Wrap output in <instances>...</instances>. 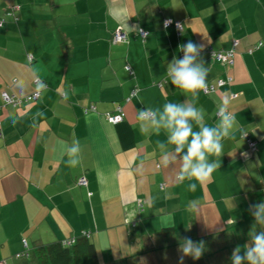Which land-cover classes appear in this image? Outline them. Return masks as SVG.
I'll return each mask as SVG.
<instances>
[{"label": "crops", "instance_id": "0c3cea01", "mask_svg": "<svg viewBox=\"0 0 264 264\" xmlns=\"http://www.w3.org/2000/svg\"><path fill=\"white\" fill-rule=\"evenodd\" d=\"M15 4L19 10L0 26V101L2 91L30 93L36 80L45 89L37 100L0 107L2 264H35L38 245L83 231L98 264H125L137 253L145 264L142 252L160 241L163 227L193 240L255 218L249 206L264 201V0H0V18ZM166 18L182 30L165 27ZM117 28L126 42H111ZM233 39L231 66L199 54L209 68L206 84L230 75L229 84L194 99L166 78L168 63L184 54L180 44L227 50ZM225 98L239 130L222 141L220 156H208L221 166L203 183L180 182L183 153L163 128L157 134V124L141 121L140 110L158 121L167 102L197 108L199 125L189 121L196 132L216 126ZM118 105L122 120L111 123L106 116ZM73 142L80 145L76 167L66 163ZM23 241L29 256L15 257ZM236 247L223 245L227 264Z\"/></svg>", "mask_w": 264, "mask_h": 264}, {"label": "clouds", "instance_id": "9594fccd", "mask_svg": "<svg viewBox=\"0 0 264 264\" xmlns=\"http://www.w3.org/2000/svg\"><path fill=\"white\" fill-rule=\"evenodd\" d=\"M203 47L202 44L198 45L192 40H188L186 44H180L177 50L184 53L183 58L174 56L172 61L168 63V69L165 73L166 78L171 80L174 86L185 93L191 92L194 99H198L199 90L207 88L206 78L209 68L206 67V62L199 58ZM37 87L38 89H45L43 82ZM228 103V99L225 98L224 107L221 108L223 115L220 116L215 127L204 126L196 132H193L189 121H195L199 125L201 115L197 108L167 102L163 105L158 121L149 115L151 110H140L139 119L147 123L157 124V134L160 128H163L168 135V143L175 145V152L177 154L183 153L179 172L180 182L187 179L203 183L210 178L213 171L221 166L218 161L210 162L208 156H220L223 148L222 141L230 138L235 131L239 130L235 116L227 110ZM143 131L142 128L141 132L143 133ZM185 147L187 148L186 152H184ZM79 153V142H73L67 149L69 160L66 163L68 166L76 167L79 164ZM174 160L173 157L172 162ZM169 162L165 157L164 166L166 167ZM188 190L194 192L196 183H190ZM196 205V201L190 202L188 210H195ZM249 207L254 209L250 214L255 217V222L248 233V243L243 246L237 245L234 249L231 256L232 264H264V201L254 203ZM257 225L260 226V230L257 229ZM179 251L183 253L180 256V264H183L185 256L198 260L206 251V242L204 240L194 242L185 237L179 241Z\"/></svg>", "mask_w": 264, "mask_h": 264}, {"label": "trees", "instance_id": "16d2710c", "mask_svg": "<svg viewBox=\"0 0 264 264\" xmlns=\"http://www.w3.org/2000/svg\"><path fill=\"white\" fill-rule=\"evenodd\" d=\"M11 6H18L17 10H19V8H20L19 4L10 5L9 7H11ZM9 7L7 9H5V11H4V15H3L4 20L6 17H14V15L17 11V10H15L13 12V16H8V15H6V12H8L10 10ZM142 31H144L146 33V35L141 36V37L142 38L147 37L148 32L145 30H142ZM138 32L140 35V31H138ZM111 39H112V34H111ZM234 40L236 41V44L233 46ZM120 42H126V40L120 41ZM115 43H118V42H115ZM237 44H238V40L233 39L231 47L227 50L216 49L212 45H208V46L203 48L202 52H206L209 55V57L214 62H216L218 64H221L224 66H231L233 64V56H234L235 48H236ZM261 44H262V42L259 41L256 45L253 46V48L254 49L258 48V47H260ZM208 48H210V50H208ZM253 48L250 49V51H252ZM210 51L211 52H224V53L232 51V56H231L232 62L231 63H228V62L222 63L219 60H215L212 58ZM126 69L129 70V67L127 66ZM231 80H232V78L230 75H226L223 78H218L214 83L207 84L208 92H204L203 90H201V92L205 95H209V94L215 92L218 88H220L226 84H229L231 82ZM219 81H222L223 83L219 85L218 84ZM40 83H41V81H40ZM210 86H212L213 88L209 89ZM30 93L25 94L23 96H27ZM235 96H236L235 93L230 94V97H235ZM38 98H39V96L36 99H30V100H27L25 102H22L21 104L29 102V101L37 100ZM16 106H18V105H16ZM222 107L223 106H220L216 110V115H219L218 111H220ZM117 108H121V107L118 105L116 107V110H117ZM93 109H94V106H90L89 110L91 111ZM221 114L223 115V112ZM248 140H250V139H248ZM251 141L255 142V145L252 148H250V147L249 148L254 150V149H256V141H254V140H251ZM254 222H255V218H251V219L245 218V219H241V220H238L235 222L233 220L229 224H227V226H225L224 229L218 231V233L215 234L214 238L210 241H212V245H213V244H215V240H218L219 241L218 243H220V244L222 243L225 248L227 247L226 252L231 251V249L233 247H236L237 245L243 246L248 241V233L251 230ZM257 229L260 230L259 225H257ZM192 232H194L193 235L196 234L195 227H192ZM174 233H175V230L173 227H163L159 232L160 241H158V242H162L163 243L162 246L171 245L172 240L174 238ZM208 236L213 237V235H208ZM197 237H196V239H197ZM194 239H193V241H194ZM199 239L202 240V236H201V238L199 237ZM203 240H205V237H203ZM23 247L24 248L22 251L14 254L15 257H27V256H29V247H28L26 241H23ZM218 247H219V245H218ZM218 250H220V247L218 248ZM226 252L224 251V254ZM34 253H35V258H36L35 264H98L95 244L86 235V231H83V233L81 235L76 236V237L71 238V239H66L63 241H52L49 243L40 244L34 249ZM210 260H211V262L214 260L213 253H211V255H210ZM186 264H193V263L189 262ZM194 264H204V263L196 261Z\"/></svg>", "mask_w": 264, "mask_h": 264}, {"label": "rangeland", "instance_id": "374dc122", "mask_svg": "<svg viewBox=\"0 0 264 264\" xmlns=\"http://www.w3.org/2000/svg\"><path fill=\"white\" fill-rule=\"evenodd\" d=\"M199 237L201 238V236H198V239H196V237H195L194 242L201 240V239H199ZM204 237H205L204 241L206 242V251H204L201 258L198 260H194L190 256H185L184 260H183V264H186L189 262L194 264L196 261L203 262L204 264H224V263L228 262L227 258H224L226 262L223 261V258H221V257L225 256L224 249H222L223 245L218 243L219 241L215 240V239H214L215 244L212 245V241H210V240H212L214 238V235H213V237H211V236H204ZM181 239L182 238H180V236L174 237L172 240L173 245L171 244V245H165V246H162V244H163L162 242H157L155 245H153L151 241L149 242V244L147 243L146 250H143V252H142V253H144V257H142V258L145 259V264H180V256L183 255V253L181 251H179V241ZM202 240H203V237H202ZM247 243H248V241H247ZM218 245L220 247V250H218V248H219ZM134 247H136V244L134 245ZM139 250H141V249H139ZM211 253H213V255H214V260L212 262L210 260ZM114 254L116 256L120 254L119 251L117 250V248H115V247H114ZM137 254L131 256L130 259H128L127 263H125V264H128L129 260L135 261V264H143V262L141 263V261H142L141 258H139L138 260L135 259V257H138ZM139 260H141V261H139ZM131 263H133V262H131Z\"/></svg>", "mask_w": 264, "mask_h": 264}, {"label": "built area", "instance_id": "2783aa9c", "mask_svg": "<svg viewBox=\"0 0 264 264\" xmlns=\"http://www.w3.org/2000/svg\"><path fill=\"white\" fill-rule=\"evenodd\" d=\"M9 11L6 12V15L8 16H13V12L15 10L18 9V6H11L9 7ZM4 21V18H0V26L2 25ZM175 26V28L180 32L182 30V24L179 22V21H176V20H173L171 18H166L164 20V26L167 27V26ZM140 35L141 36H145L146 33L142 30H140ZM113 43L115 42H120V41H124L126 40V36H125V33L120 29V28H117L114 30V32L112 33V39H111ZM236 44V41L234 40L233 41V46ZM208 50H210V48H208ZM211 52V51H210ZM184 55V54H183ZM183 55L181 58H183ZM211 56L213 59L215 60H219L221 61L222 63H231V56H232V51H229V52H211ZM29 59L31 60V55L28 56ZM223 82L222 81H219L218 84H222ZM40 84V81L39 80H36V86L34 88V90L27 96H16L14 94H9L7 93L6 91H2L1 92V101H0V107L2 105H12V106H16V105H20L22 102H25L27 100H30V99H36L38 96H39V92H40V89H38V85ZM213 87L210 86L209 89H212ZM204 92H208V88H205L203 90ZM222 113V111H218V114L220 115ZM149 115L151 116L152 113L149 112ZM122 117H123V113L121 111V108H117L116 112L114 113H110L106 116L107 120L111 123H117V122H120L122 120ZM248 145L250 148H252L254 145H255V142L251 141V140H248ZM78 184L79 185H85L86 184V179L84 177H80L78 179ZM0 264H2L0 262Z\"/></svg>", "mask_w": 264, "mask_h": 264}]
</instances>
